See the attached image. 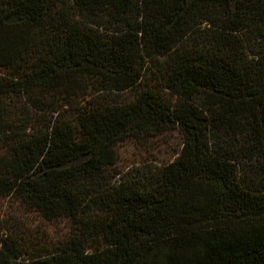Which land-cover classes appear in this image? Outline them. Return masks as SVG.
Listing matches in <instances>:
<instances>
[{"label": "trees", "instance_id": "obj_1", "mask_svg": "<svg viewBox=\"0 0 264 264\" xmlns=\"http://www.w3.org/2000/svg\"><path fill=\"white\" fill-rule=\"evenodd\" d=\"M148 1L73 0L90 22L106 10L124 27L111 44L63 10L50 19L51 0H0V197L70 227L51 242L39 230L0 226V264H264V0ZM138 5L148 11L145 26L143 16L127 20ZM199 17L217 28L196 43L206 50L162 41ZM60 27L66 32L48 47L43 41ZM131 40L176 61L164 86L177 102L147 89L122 105L100 96L73 119L57 114L38 126L56 112V96L77 91L81 73L102 90L136 86L142 73ZM199 92L220 106L209 119L193 106ZM210 122L222 137L213 152L204 136ZM173 128L181 150L152 180L102 182L116 142Z\"/></svg>", "mask_w": 264, "mask_h": 264}, {"label": "rangeland", "instance_id": "obj_2", "mask_svg": "<svg viewBox=\"0 0 264 264\" xmlns=\"http://www.w3.org/2000/svg\"><path fill=\"white\" fill-rule=\"evenodd\" d=\"M152 1L155 0H149L148 3ZM50 4L52 11L48 10L46 12L47 14L49 13L50 19L57 17V11L60 12L63 10L67 13V20L74 22L76 26L83 28V30H88L85 32H89L93 35H100L111 44L117 43L115 39L118 34L117 32H122L124 28L119 23H112L113 21L109 22L114 19L110 17V13H107L106 10L105 12L98 11L97 17L92 19L98 21L97 23L90 22L91 15L77 6L73 0H51ZM70 6H73L72 10L68 9ZM147 14V8L138 5L134 13L130 18L128 17L127 20L135 21L137 16L139 19L143 16L142 21L146 18L144 21L145 26ZM69 17L71 19H69ZM99 23L102 26L97 27ZM66 28L67 27H60V29H52L51 33H49V37L43 42L47 43L48 47H51L50 44L52 45V42L64 35ZM96 29H98L100 33H97ZM215 31H217V28L211 21L199 17L195 22L186 25L184 30L176 32L172 37L163 35L162 41L165 43L171 42L180 50L183 46H187L186 48H188L199 41L202 42V39L209 38ZM138 36L140 37V34ZM141 41L142 42H140L137 47L134 40H131L130 45L128 44V47L133 49L137 54L135 59L137 68H140L142 73L140 81L136 86L123 92L102 90L95 76L87 72L81 73L77 81H75V83H77V91L66 93L64 96H56V101L50 104V110L55 108L57 109L56 112H54V114L44 113L42 118L45 119V121L38 126H50L57 114L61 116V118L68 117L73 119L76 114L79 111L81 112L85 107L91 106L92 104L96 105V100L100 96L111 99L114 104L122 105L132 101L141 91L147 89L148 91H152L161 101L170 103L177 102L179 99L171 94L164 86L168 75V68L176 61L168 54L158 55L155 48L151 47L146 40ZM194 48L199 51L206 50V48L200 44H196L195 47H190L188 50H195ZM181 52L183 53L184 50L182 49L179 52L180 55L182 54ZM5 72L6 70L4 68H0V76ZM50 99L54 98H48V103H50ZM192 102L193 106L203 110L204 115H206L208 119L213 112L215 113L221 110L219 104L215 103V97H213L210 92H199L194 94ZM8 104L13 105L12 103ZM211 124L213 123L210 122L204 136L206 137L208 150L213 152L219 148L218 146L222 137L221 132L213 128ZM214 125L218 127V124L214 123ZM113 147L115 151V163L111 167V172L107 177H104L105 180H102V182L106 185L110 184L113 187L122 186L123 188L132 182H142L144 179L152 180L151 177L156 176V172L154 171H157L163 165L173 161L181 150L182 134L176 128L163 130L151 136L137 134L125 137L119 142H116ZM16 224H18V228H20V226L24 227L22 231L39 230L42 239L51 242L60 241L64 238L62 235L70 230L68 223L62 219L54 221L53 224L45 221L42 222L36 212L20 206L13 198L7 196L0 197V226L2 228H10ZM87 244L90 250H92L91 245H89L90 241H88Z\"/></svg>", "mask_w": 264, "mask_h": 264}]
</instances>
